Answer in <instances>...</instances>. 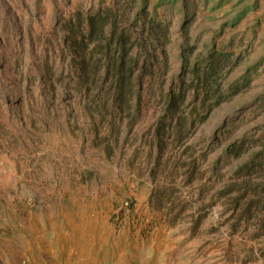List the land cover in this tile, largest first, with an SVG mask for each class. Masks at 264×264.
I'll return each instance as SVG.
<instances>
[{
	"label": "rangeland",
	"instance_id": "374dc122",
	"mask_svg": "<svg viewBox=\"0 0 264 264\" xmlns=\"http://www.w3.org/2000/svg\"><path fill=\"white\" fill-rule=\"evenodd\" d=\"M97 1L0 0V264H264L225 192L264 182V0L215 39L241 58L222 84L238 88L203 122L190 93L175 109L160 93L178 91L186 47L190 69L216 24L184 32L160 10L167 73L160 62L140 102L115 109L76 49Z\"/></svg>",
	"mask_w": 264,
	"mask_h": 264
},
{
	"label": "trees",
	"instance_id": "16d2710c",
	"mask_svg": "<svg viewBox=\"0 0 264 264\" xmlns=\"http://www.w3.org/2000/svg\"><path fill=\"white\" fill-rule=\"evenodd\" d=\"M97 5L96 12L90 11L85 16L86 33L79 34L76 49L82 59L80 70L83 83L97 84V93L101 97L108 95L115 109L120 108L126 99L131 100L133 95L136 96L134 100L140 102L143 79L149 77L148 82L151 83L160 62L164 70L161 77L164 78L167 73L166 46L171 19L162 23L160 10L179 13V20L185 21L181 27L184 32L188 24L200 22L211 27L216 24L210 48L206 47L207 52L201 56L200 63L193 64L190 69L187 60L196 47H186L182 59L185 75L189 79L185 80V75L181 77L176 93H160L166 108H177L190 93L194 103L200 102L197 109L203 122L214 108L231 97L230 90L238 88L234 85L225 90L222 84L238 67L241 58L229 50L232 49V40L229 46L217 48L215 39L225 30L238 27L255 13L259 9V0H98ZM133 40L138 43L134 45ZM135 48L138 54L134 53ZM155 51L160 56L159 60L154 55ZM148 53L154 56L152 61L147 60ZM142 56L145 63L139 68ZM255 69L256 66L248 68ZM161 83H164L163 79ZM247 84V78L241 79L240 85ZM202 112L204 115H201ZM259 144L264 145V136ZM225 190L227 194H235L229 203L232 218H236V223L244 222L249 228L246 231L248 234L253 228L251 239L260 241L261 256L264 258V182L254 184L250 177H246L228 184Z\"/></svg>",
	"mask_w": 264,
	"mask_h": 264
}]
</instances>
